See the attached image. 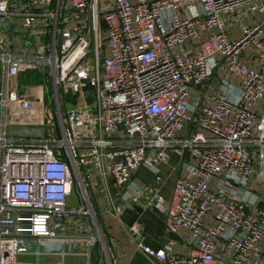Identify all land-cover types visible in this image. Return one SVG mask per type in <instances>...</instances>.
<instances>
[{"label":"built area","instance_id":"obj_1","mask_svg":"<svg viewBox=\"0 0 264 264\" xmlns=\"http://www.w3.org/2000/svg\"><path fill=\"white\" fill-rule=\"evenodd\" d=\"M30 71L55 135L24 142ZM133 205L153 264H264V0H0V264H110L96 223Z\"/></svg>","mask_w":264,"mask_h":264},{"label":"crops","instance_id":"obj_2","mask_svg":"<svg viewBox=\"0 0 264 264\" xmlns=\"http://www.w3.org/2000/svg\"><path fill=\"white\" fill-rule=\"evenodd\" d=\"M39 117L37 110L22 114L16 126L12 128L15 137L22 138L24 142L50 138L53 135L52 125H40ZM175 163L176 158L172 157L170 163L162 169L164 183L161 194L165 199L170 197L174 182L179 175ZM135 179L139 183H148L152 177L148 170L139 169ZM165 220L163 213L154 209L144 210L140 205L131 206L119 219L105 216L102 219V227L110 264H153L136 249L128 230L137 223L141 228L143 244L157 250L168 238Z\"/></svg>","mask_w":264,"mask_h":264},{"label":"rangeland","instance_id":"obj_3","mask_svg":"<svg viewBox=\"0 0 264 264\" xmlns=\"http://www.w3.org/2000/svg\"><path fill=\"white\" fill-rule=\"evenodd\" d=\"M20 83L24 84V85H30V86H40L43 90L42 92H44V96L45 99L47 100V112L45 113L48 114V117L45 118V122H42L41 124L43 126H54L55 123V116L53 114V105L49 104L50 99L52 100L53 98V92H52V87H51V83L50 80L44 79V77L39 76L38 73L36 71H30L25 78H20L19 80ZM57 121V119H56ZM53 135H55V131H53ZM102 225V223H101ZM98 226L100 228V225L98 223ZM94 232H96V229L92 228ZM101 229V228H100ZM102 230V229H101ZM102 235V236H100ZM98 235V237L100 238L101 241L105 242L104 240V232H101V234ZM98 252V249H96L95 255Z\"/></svg>","mask_w":264,"mask_h":264},{"label":"trees","instance_id":"obj_4","mask_svg":"<svg viewBox=\"0 0 264 264\" xmlns=\"http://www.w3.org/2000/svg\"><path fill=\"white\" fill-rule=\"evenodd\" d=\"M98 223H99V225H100V228L102 229L101 231L103 232V227H102V225H101L102 220H101V219H98Z\"/></svg>","mask_w":264,"mask_h":264},{"label":"water","instance_id":"obj_5","mask_svg":"<svg viewBox=\"0 0 264 264\" xmlns=\"http://www.w3.org/2000/svg\"><path fill=\"white\" fill-rule=\"evenodd\" d=\"M96 225H98V224L96 223Z\"/></svg>","mask_w":264,"mask_h":264}]
</instances>
